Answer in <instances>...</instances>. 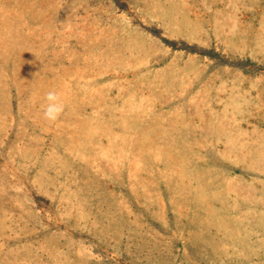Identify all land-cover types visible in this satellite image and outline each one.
Returning <instances> with one entry per match:
<instances>
[{
    "label": "rangeland",
    "instance_id": "obj_1",
    "mask_svg": "<svg viewBox=\"0 0 264 264\" xmlns=\"http://www.w3.org/2000/svg\"><path fill=\"white\" fill-rule=\"evenodd\" d=\"M0 264H264V0H0Z\"/></svg>",
    "mask_w": 264,
    "mask_h": 264
},
{
    "label": "clouds",
    "instance_id": "obj_2",
    "mask_svg": "<svg viewBox=\"0 0 264 264\" xmlns=\"http://www.w3.org/2000/svg\"><path fill=\"white\" fill-rule=\"evenodd\" d=\"M47 101L43 105V115L49 121H57L65 110V103L61 99V95L56 91H48L44 97Z\"/></svg>",
    "mask_w": 264,
    "mask_h": 264
},
{
    "label": "trees",
    "instance_id": "obj_3",
    "mask_svg": "<svg viewBox=\"0 0 264 264\" xmlns=\"http://www.w3.org/2000/svg\"><path fill=\"white\" fill-rule=\"evenodd\" d=\"M186 49H189V50H192V51L196 50V48L194 46H189V45L186 46ZM206 53L211 54V55H217L213 51H207Z\"/></svg>",
    "mask_w": 264,
    "mask_h": 264
}]
</instances>
